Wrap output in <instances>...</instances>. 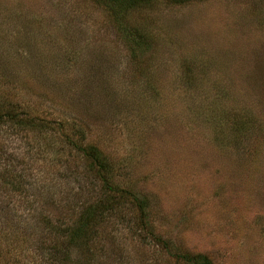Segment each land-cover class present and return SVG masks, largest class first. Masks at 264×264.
Returning a JSON list of instances; mask_svg holds the SVG:
<instances>
[{"label": "rangeland", "instance_id": "374dc122", "mask_svg": "<svg viewBox=\"0 0 264 264\" xmlns=\"http://www.w3.org/2000/svg\"><path fill=\"white\" fill-rule=\"evenodd\" d=\"M127 20L142 52L95 0H0V110L52 128L0 123V180L8 169L21 187L0 182V264L39 263L43 220L101 196L56 122L149 204L155 235L129 202L106 213L96 264H181L182 251L264 264V0H153ZM9 231L25 246L4 244Z\"/></svg>", "mask_w": 264, "mask_h": 264}, {"label": "trees", "instance_id": "16d2710c", "mask_svg": "<svg viewBox=\"0 0 264 264\" xmlns=\"http://www.w3.org/2000/svg\"><path fill=\"white\" fill-rule=\"evenodd\" d=\"M104 9L113 21H117L120 36L126 39L127 49L130 52H142L147 46L146 34L142 30L138 21L130 22L127 20L129 13L136 10L153 0H95ZM184 1V0H172ZM137 25H134L133 23ZM139 27V28H138ZM10 121L16 127L27 128L35 132L51 130V125L46 124L40 117L31 115L28 111H18L12 104H7L0 110V123ZM54 121V120H53ZM55 123V122H54ZM58 124V130L66 144L74 149L81 151L87 161L89 171L97 181L101 196H88L84 200L71 202L68 210L54 219L50 223L49 219L43 220L45 235H47L48 245L41 246L36 241L32 244L36 250L40 262L37 264H96V253L99 250L94 241L100 236L99 225L108 218L106 213H111L117 209L118 204L129 202L133 205L136 222L142 231L155 235L151 229L150 217L148 215L149 204L146 198L129 192L128 188L121 187L112 176V166L106 160V156L95 145H79L75 143L65 132V125ZM2 184H10L11 172L6 169L3 172ZM10 175L8 178H6ZM16 175V174H15ZM16 177V176H15ZM0 183V185H1ZM20 182L10 184V190L20 191ZM3 187V185H1ZM1 225H5L0 221ZM7 225V224H6ZM2 230H0L1 232ZM2 233V232H1ZM0 233V234H1ZM157 236V235H156ZM154 237V236H153ZM4 244L23 247L26 241L25 234H16L15 231L3 233L1 238ZM156 240L159 239L156 237ZM169 248V247H167ZM172 256L181 264H212L210 258L200 252H173Z\"/></svg>", "mask_w": 264, "mask_h": 264}]
</instances>
